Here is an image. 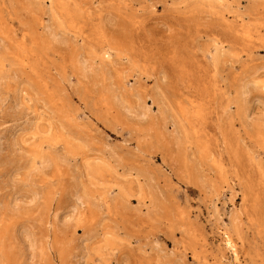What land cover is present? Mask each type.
<instances>
[{"label":"rangeland","instance_id":"374dc122","mask_svg":"<svg viewBox=\"0 0 264 264\" xmlns=\"http://www.w3.org/2000/svg\"><path fill=\"white\" fill-rule=\"evenodd\" d=\"M261 81L264 0H0V264H264Z\"/></svg>","mask_w":264,"mask_h":264},{"label":"bare ground","instance_id":"6f19581e","mask_svg":"<svg viewBox=\"0 0 264 264\" xmlns=\"http://www.w3.org/2000/svg\"><path fill=\"white\" fill-rule=\"evenodd\" d=\"M13 77V76H12ZM261 83H262V88H264V81L262 82L261 81ZM12 200V199H11ZM78 200V199H77ZM226 233V232H225ZM234 243H233V241H231V239H230V237L227 235V234H225V236H224V245H225V248L227 249V250H229L232 254H235L236 252L234 251V245H233ZM235 256V255H234ZM223 264V263H222Z\"/></svg>","mask_w":264,"mask_h":264}]
</instances>
